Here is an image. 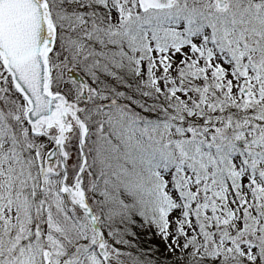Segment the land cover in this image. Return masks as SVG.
I'll return each instance as SVG.
<instances>
[{
    "label": "snow or ice",
    "instance_id": "6c2138e0",
    "mask_svg": "<svg viewBox=\"0 0 264 264\" xmlns=\"http://www.w3.org/2000/svg\"><path fill=\"white\" fill-rule=\"evenodd\" d=\"M0 264H264V0H0Z\"/></svg>",
    "mask_w": 264,
    "mask_h": 264
}]
</instances>
